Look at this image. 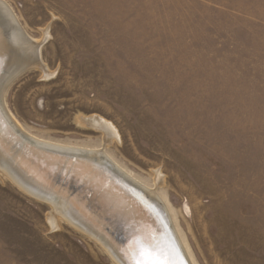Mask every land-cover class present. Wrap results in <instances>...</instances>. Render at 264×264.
Returning <instances> with one entry per match:
<instances>
[{"label": "rangeland", "instance_id": "1", "mask_svg": "<svg viewBox=\"0 0 264 264\" xmlns=\"http://www.w3.org/2000/svg\"><path fill=\"white\" fill-rule=\"evenodd\" d=\"M1 1L40 46L0 92L17 130L152 191L191 264H264V0ZM2 172L0 264H118Z\"/></svg>", "mask_w": 264, "mask_h": 264}, {"label": "bare ground", "instance_id": "2", "mask_svg": "<svg viewBox=\"0 0 264 264\" xmlns=\"http://www.w3.org/2000/svg\"><path fill=\"white\" fill-rule=\"evenodd\" d=\"M3 2L0 0V13L13 20ZM1 27L0 90L12 74L41 65L38 43L25 39L17 25L10 35ZM1 101L0 169L4 176L20 187L23 176L43 190L56 212L100 243L118 264H135L141 259L137 254V242L141 240L157 251L162 250L169 264H191L167 209L152 191L134 183L119 167L117 171L109 168L105 157L71 156L70 147L27 139L17 130ZM91 121L113 130L106 121ZM9 166L21 176L8 169ZM66 209L71 212V218L65 215Z\"/></svg>", "mask_w": 264, "mask_h": 264}, {"label": "water", "instance_id": "3", "mask_svg": "<svg viewBox=\"0 0 264 264\" xmlns=\"http://www.w3.org/2000/svg\"><path fill=\"white\" fill-rule=\"evenodd\" d=\"M0 10H1V8H0ZM6 17V14L4 13H0V26L2 25V18H5ZM7 34V33H6ZM8 35V34H7ZM26 69V68H25ZM24 70V69H23ZM23 70H20L19 72H21V71H23ZM19 72H16V73H14V74H12V76H10L11 77V79L15 76V75H17ZM10 79V80H11ZM9 80V81H10ZM8 81V82H9ZM7 82V83H8ZM0 92H1V90H0ZM22 134V133H21ZM23 135V134H22ZM24 137H26L27 139H31V138H29V137H27V136H25V135H23ZM32 140V139H31ZM33 142H34V140H32ZM49 148V147H48ZM51 149H53V150H59L60 152L62 151V152H67L65 149H60V148H58V149H56V148H54V147H50ZM68 152L71 154V156H85V154L86 155H92L93 157H96V158H99V157H97L96 155H94V154H92V153H89V152H85V151H81V150H76V149H71V150H68ZM106 164L109 166V168H111V169H114L115 171H117V168L115 167V166H113L112 164H110V162L109 161H106ZM8 169H11L12 171H13V173H17L16 175H19L18 174V172L16 171V170H14L13 169V167L12 166H9V168ZM19 176H21V175H19ZM20 180H21V182L23 183V188L22 187H20L21 189H23L24 191H26L27 193H29V194H31L32 196H34V197H36V198H39V199H41V200H44V201H47L48 202V197H47V195L43 192V190H41L40 188H38L36 185H34L32 182H30V181H28L25 177H23V176H21V178H20ZM135 183V182H134ZM64 213H65V215H67V217H69V218H71V212L68 210V209H66L65 211H64ZM114 253V252H113Z\"/></svg>", "mask_w": 264, "mask_h": 264}, {"label": "snow or ice", "instance_id": "4", "mask_svg": "<svg viewBox=\"0 0 264 264\" xmlns=\"http://www.w3.org/2000/svg\"><path fill=\"white\" fill-rule=\"evenodd\" d=\"M137 254L141 259L136 261L135 264H169L162 250L157 251L143 240L137 242Z\"/></svg>", "mask_w": 264, "mask_h": 264}]
</instances>
